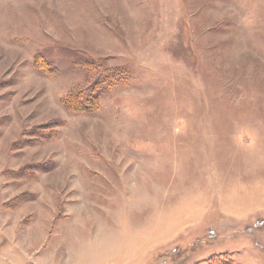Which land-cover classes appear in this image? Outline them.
Segmentation results:
<instances>
[{
	"label": "rangeland",
	"instance_id": "rangeland-1",
	"mask_svg": "<svg viewBox=\"0 0 264 264\" xmlns=\"http://www.w3.org/2000/svg\"><path fill=\"white\" fill-rule=\"evenodd\" d=\"M0 264H264V0H0Z\"/></svg>",
	"mask_w": 264,
	"mask_h": 264
}]
</instances>
